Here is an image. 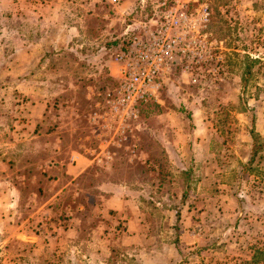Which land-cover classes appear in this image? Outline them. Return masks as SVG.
I'll return each mask as SVG.
<instances>
[{"label": "rangeland", "instance_id": "1", "mask_svg": "<svg viewBox=\"0 0 264 264\" xmlns=\"http://www.w3.org/2000/svg\"><path fill=\"white\" fill-rule=\"evenodd\" d=\"M170 12L187 54L127 109L115 55ZM251 132L264 0H0V264H254Z\"/></svg>", "mask_w": 264, "mask_h": 264}, {"label": "built area", "instance_id": "2", "mask_svg": "<svg viewBox=\"0 0 264 264\" xmlns=\"http://www.w3.org/2000/svg\"><path fill=\"white\" fill-rule=\"evenodd\" d=\"M112 4L118 0H110ZM206 19V12L203 14ZM187 13H167L152 27L132 34L128 44L116 53L117 100L125 108L146 101L159 88L168 70L180 64L187 54L194 28Z\"/></svg>", "mask_w": 264, "mask_h": 264}, {"label": "trees", "instance_id": "3", "mask_svg": "<svg viewBox=\"0 0 264 264\" xmlns=\"http://www.w3.org/2000/svg\"><path fill=\"white\" fill-rule=\"evenodd\" d=\"M129 38L127 35L123 38V48L128 44ZM122 43V42H121ZM122 48V49H123ZM257 62L256 60L250 59V65ZM250 65H247L245 68V73L242 78L243 82H246L247 77L250 75ZM252 137V146H251V152L250 157L245 164V167L243 168V173L245 174H251L255 176H262L264 179V170L262 168L261 161L263 160L262 153L264 152V140H261L259 136L255 132H251ZM251 262L254 264L264 262V250H257L254 252Z\"/></svg>", "mask_w": 264, "mask_h": 264}, {"label": "crops", "instance_id": "4", "mask_svg": "<svg viewBox=\"0 0 264 264\" xmlns=\"http://www.w3.org/2000/svg\"><path fill=\"white\" fill-rule=\"evenodd\" d=\"M89 162H91V161H89ZM73 167V166H72ZM76 167H74L73 169H75ZM73 171V170H72Z\"/></svg>", "mask_w": 264, "mask_h": 264}]
</instances>
